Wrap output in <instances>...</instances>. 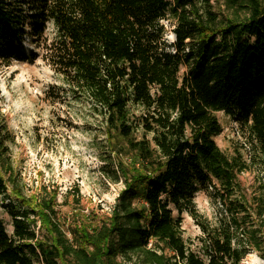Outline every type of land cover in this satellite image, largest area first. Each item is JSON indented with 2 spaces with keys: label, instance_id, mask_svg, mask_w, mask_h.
I'll use <instances>...</instances> for the list:
<instances>
[{
  "label": "trees",
  "instance_id": "obj_1",
  "mask_svg": "<svg viewBox=\"0 0 264 264\" xmlns=\"http://www.w3.org/2000/svg\"><path fill=\"white\" fill-rule=\"evenodd\" d=\"M216 1L217 12L210 0H0V60L17 56L27 29L55 27L44 58L62 97L98 118L115 165L106 176L122 185L107 217L65 228L56 191L26 193L0 112V264L264 261V0ZM219 112L246 128L248 160L215 144ZM251 166L261 178L247 197L237 177ZM209 188L224 214L213 223L193 202ZM184 213L201 232L197 251L182 238Z\"/></svg>",
  "mask_w": 264,
  "mask_h": 264
},
{
  "label": "rangeland",
  "instance_id": "obj_2",
  "mask_svg": "<svg viewBox=\"0 0 264 264\" xmlns=\"http://www.w3.org/2000/svg\"><path fill=\"white\" fill-rule=\"evenodd\" d=\"M210 3L215 12L223 7L222 2L216 0ZM162 24L165 28L163 39L169 47L167 50L172 52V25L165 21ZM55 37V27L50 23L37 37L27 29L17 47V56L0 60V112L15 135L12 157L26 193H37L42 187L49 192L56 191L55 210L67 228L81 218L93 216L98 223L100 218L107 217L122 185L109 178L115 165L107 152L104 136L98 132V128L101 129L98 118L89 115L84 101L62 97L61 91L66 86L44 58L45 47ZM215 117L222 128V133L214 138L220 151L228 158L239 153L247 159L246 128L222 112ZM252 158L258 165L254 150ZM260 178L256 166L239 174L237 181L242 193L251 197ZM193 202L199 217L209 223L224 216L211 188L198 192ZM1 218L7 233L11 234L10 218L2 212ZM181 230L186 244L197 251L201 232L186 213L182 215ZM240 264H264V261L250 253Z\"/></svg>",
  "mask_w": 264,
  "mask_h": 264
},
{
  "label": "built area",
  "instance_id": "obj_3",
  "mask_svg": "<svg viewBox=\"0 0 264 264\" xmlns=\"http://www.w3.org/2000/svg\"><path fill=\"white\" fill-rule=\"evenodd\" d=\"M245 150H246V152L248 153V155H250V153H249V147H245Z\"/></svg>",
  "mask_w": 264,
  "mask_h": 264
}]
</instances>
